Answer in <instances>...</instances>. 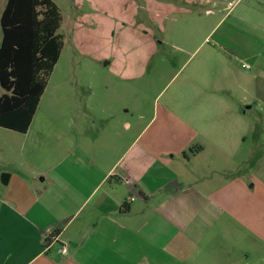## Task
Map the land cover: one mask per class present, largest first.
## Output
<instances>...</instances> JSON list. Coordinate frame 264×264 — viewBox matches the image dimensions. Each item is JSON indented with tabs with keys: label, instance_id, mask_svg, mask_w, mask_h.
Masks as SVG:
<instances>
[{
	"label": "rangeland",
	"instance_id": "obj_1",
	"mask_svg": "<svg viewBox=\"0 0 264 264\" xmlns=\"http://www.w3.org/2000/svg\"><path fill=\"white\" fill-rule=\"evenodd\" d=\"M52 1L61 12L64 45L29 131L28 143L37 139L29 163L43 166L51 151L80 147L105 166L126 138L138 136L142 144L155 132L181 134L167 146L176 158L202 138L213 111V132L226 137L209 148L224 174L205 175H213L214 185L232 179L231 198L243 201L246 223L264 239V0ZM5 3L0 0V15ZM245 34L252 37L244 56H254L236 58ZM243 83L256 84L262 103L245 116L238 102ZM220 100L222 115L212 109ZM237 117L242 121L234 122ZM178 155L173 166L191 170ZM262 157L260 182L247 169ZM225 246V264H264V241Z\"/></svg>",
	"mask_w": 264,
	"mask_h": 264
},
{
	"label": "crops",
	"instance_id": "obj_2",
	"mask_svg": "<svg viewBox=\"0 0 264 264\" xmlns=\"http://www.w3.org/2000/svg\"><path fill=\"white\" fill-rule=\"evenodd\" d=\"M247 34L236 58L254 56H244L251 46ZM254 88L240 87L241 115L261 103ZM221 104L212 108L216 114H223ZM213 115L193 147L176 151L191 170L175 168L179 155L168 154V142L181 141V134L151 133L142 144L138 136L126 138L105 166L80 147L51 151L50 163L46 156L39 166L27 160L37 147L35 136L34 145L28 143L35 115L24 134L1 128L0 264H225V244L264 241L260 228L246 223L243 201L231 198L232 179L214 185L213 175H205L224 174L209 148L221 146L225 136L213 132ZM225 153L219 150L220 158ZM262 162L247 169L260 182Z\"/></svg>",
	"mask_w": 264,
	"mask_h": 264
},
{
	"label": "trees",
	"instance_id": "obj_3",
	"mask_svg": "<svg viewBox=\"0 0 264 264\" xmlns=\"http://www.w3.org/2000/svg\"><path fill=\"white\" fill-rule=\"evenodd\" d=\"M52 0H6L0 15V128L24 134L64 45Z\"/></svg>",
	"mask_w": 264,
	"mask_h": 264
},
{
	"label": "built area",
	"instance_id": "obj_4",
	"mask_svg": "<svg viewBox=\"0 0 264 264\" xmlns=\"http://www.w3.org/2000/svg\"><path fill=\"white\" fill-rule=\"evenodd\" d=\"M242 67L247 69L249 66H248V65H242ZM125 182H126V184H129V183H130V182L127 181V180H126ZM61 252H64V249H62Z\"/></svg>",
	"mask_w": 264,
	"mask_h": 264
}]
</instances>
